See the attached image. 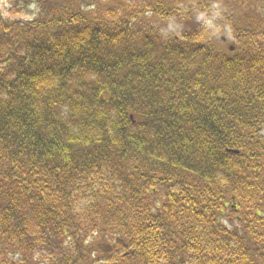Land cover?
<instances>
[{
  "label": "trees",
  "instance_id": "obj_1",
  "mask_svg": "<svg viewBox=\"0 0 264 264\" xmlns=\"http://www.w3.org/2000/svg\"><path fill=\"white\" fill-rule=\"evenodd\" d=\"M14 1L0 264H264V0Z\"/></svg>",
  "mask_w": 264,
  "mask_h": 264
},
{
  "label": "rangeland",
  "instance_id": "obj_2",
  "mask_svg": "<svg viewBox=\"0 0 264 264\" xmlns=\"http://www.w3.org/2000/svg\"><path fill=\"white\" fill-rule=\"evenodd\" d=\"M0 2L4 5V7L9 11L12 12L10 14H8L9 18H14V17H18V18H30L33 16L34 12H35V6L33 3H29V5L25 4V3H17L14 0H0ZM254 4H259L258 0H256L254 2ZM16 5V7H18L19 9H13L12 7H14ZM262 4H260L259 6L261 7ZM253 7V6H252ZM244 8H248V4L245 3L244 4ZM209 20V19H207ZM211 22L207 23V26H210Z\"/></svg>",
  "mask_w": 264,
  "mask_h": 264
}]
</instances>
